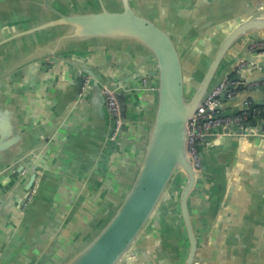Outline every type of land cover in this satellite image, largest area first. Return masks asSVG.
Listing matches in <instances>:
<instances>
[{"label":"water","instance_id":"95a60500","mask_svg":"<svg viewBox=\"0 0 264 264\" xmlns=\"http://www.w3.org/2000/svg\"><path fill=\"white\" fill-rule=\"evenodd\" d=\"M249 8L243 0H0V46L7 45L0 87L27 70L70 78L61 91L43 90L59 96L56 117L38 128V139L4 148L9 160L0 173L17 176L8 181L11 193L0 190V264H118L140 252L146 259L148 234V244L172 247L180 264H264V208L257 215L262 225L244 231L237 222L232 232L226 218L240 220L239 209L224 207L235 143L264 145L261 118L242 128L233 119L264 107V46L256 45L264 41V0ZM114 55L119 68L101 63ZM228 77L238 83L225 88L214 111L232 120L203 131L196 164L189 121ZM106 91L117 104L113 136ZM82 102L89 105L82 122L65 119L43 146L57 117ZM97 120L100 142L81 146L89 138L79 132ZM62 180L98 196L107 213L93 230L78 229L72 249L49 261L35 213ZM227 234L259 239L232 253ZM250 252L257 259L243 257ZM155 257L170 263L159 250Z\"/></svg>","mask_w":264,"mask_h":264},{"label":"crops","instance_id":"0c3cea01","mask_svg":"<svg viewBox=\"0 0 264 264\" xmlns=\"http://www.w3.org/2000/svg\"><path fill=\"white\" fill-rule=\"evenodd\" d=\"M261 1L243 0V3L246 8H249ZM6 48L7 45L0 46V67L4 65L1 57L4 56L2 51ZM100 61L106 66L109 63L108 66L113 69L121 66L120 60L117 59L116 55L106 57ZM22 72L14 75L11 80H8L5 85L0 87V164H2V161L7 162L9 160L4 148H7V146H25L26 143L32 144V142L28 141L38 139L40 135L38 128L47 121L50 122L51 119H54V107L59 95L54 91L55 93L53 92L46 96L43 94V90L47 88L62 90L63 85L70 79L64 75H56L52 78V76L39 77L32 74L27 75L29 74V70ZM34 72L33 70L32 73ZM142 77L145 82V75L142 74ZM21 91L24 92L22 93ZM42 105H45V107ZM88 106V102H82V104H78L77 106L74 103H70L67 109L57 117V122L55 124L52 123L50 132L44 139L43 146L52 139L60 123L64 122L65 119L68 118L72 125L81 123L83 115L89 111ZM72 112L73 115H71ZM97 122L98 120L96 122L93 121L92 125L87 126L85 130L79 132V136L83 134L86 138H89L81 146L95 148L98 145L100 142L101 124ZM69 131L68 129L67 134H70ZM232 143L229 142L227 145L230 147ZM235 145H239L240 149H236L235 151L232 170L229 173L227 182L226 194L228 200L226 199L224 206L231 207L232 213H234V207L239 209L236 211V216L240 220L233 221L232 218H226V227L227 229L230 228L232 232L237 229V222H241L238 226L244 231L262 225L261 223L259 224L257 215H259V212L262 215L264 208V145L259 148L247 141H242L240 144L235 143ZM16 176L15 172L0 173V190L4 191L7 195L11 193L12 189L8 181H13V178L15 179ZM4 181L6 182L4 183ZM59 185L60 188L56 190L55 196L49 198V202H46L44 207L35 213V225L38 227L39 232L37 241L41 240L45 245L43 249L45 254L48 255L49 261H55L62 254L69 252L72 249L73 241L81 239V231L87 226H91L93 230L107 213V210L100 207V198L92 195V192L87 193L88 195L86 196L82 195L84 190L81 192L78 188H74L72 181L62 180ZM37 206L41 207L39 204ZM78 229L81 230L80 233ZM148 235L142 241L147 247L148 254L146 253V259L142 256L141 252L136 261H133L134 257L131 254H126L118 264H149L147 256L150 257V263L160 264V261L158 259L157 261L155 257L158 250L160 255H164L167 260L172 259V263L176 264L178 257L170 256L167 245L162 244L161 247L156 245L158 244V240L155 241L156 243L153 242L155 244H152V241L149 240L150 244H148ZM262 235L261 238L263 237ZM157 236L155 235L156 238ZM227 236L231 237H227L226 245L232 247L227 252L233 253V249L235 247L238 248L237 245H240L241 249L245 247V244L247 245V242L244 241L248 240L247 235H242L241 238L228 234ZM258 239V236H255L248 241H258ZM214 240L216 239L214 238ZM172 249L171 247L170 250ZM37 250L35 249V251ZM44 251L40 249L37 253H44ZM58 254L60 255L57 256ZM243 257L257 259L251 252Z\"/></svg>","mask_w":264,"mask_h":264},{"label":"built area","instance_id":"2783aa9c","mask_svg":"<svg viewBox=\"0 0 264 264\" xmlns=\"http://www.w3.org/2000/svg\"><path fill=\"white\" fill-rule=\"evenodd\" d=\"M259 47L264 46V41L261 43H256ZM239 68V66H238ZM238 83L231 79V77L226 78L221 82L215 89L207 96L202 105L197 109L195 118L189 121V138H188V151L193 155L197 164V146L203 139V131H207L213 128H219L231 122L232 117L230 116H220L218 112L214 111L215 106L220 103V96L224 92L225 88ZM235 91H229L227 96H232ZM106 100L108 110L113 118V132L117 131L119 127V119L117 112V104L112 95L106 91ZM246 103V102H245ZM264 107H253L250 111L244 110L233 116L234 121L239 127H244L252 118H261L264 122Z\"/></svg>","mask_w":264,"mask_h":264},{"label":"trees","instance_id":"16d2710c","mask_svg":"<svg viewBox=\"0 0 264 264\" xmlns=\"http://www.w3.org/2000/svg\"><path fill=\"white\" fill-rule=\"evenodd\" d=\"M168 203H169V204L172 203V195H171V197L169 198V202H168ZM169 251H170V253H171V250H168V252H169ZM174 255H175L174 253H171V256H174ZM182 260H183V258L180 257V259H178L176 262L180 264V262H182ZM169 261H170L169 264H173V263H172V259H169L168 262H169Z\"/></svg>","mask_w":264,"mask_h":264}]
</instances>
